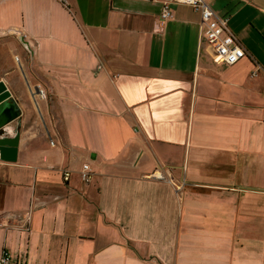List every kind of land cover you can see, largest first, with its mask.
<instances>
[{
    "label": "crops",
    "instance_id": "obj_1",
    "mask_svg": "<svg viewBox=\"0 0 264 264\" xmlns=\"http://www.w3.org/2000/svg\"><path fill=\"white\" fill-rule=\"evenodd\" d=\"M206 1L232 64L186 3L160 23L154 0H0L8 264H264V0Z\"/></svg>",
    "mask_w": 264,
    "mask_h": 264
},
{
    "label": "built area",
    "instance_id": "obj_2",
    "mask_svg": "<svg viewBox=\"0 0 264 264\" xmlns=\"http://www.w3.org/2000/svg\"><path fill=\"white\" fill-rule=\"evenodd\" d=\"M64 2V0H60ZM160 3L158 12V21L163 23L172 15L171 5L174 3H186L199 11L198 21V37L204 41L211 49L212 59L216 62L232 64L240 57L245 55V50L240 43L238 37L231 31L228 25V16L226 14L217 13L207 3L206 0H154ZM15 57V56H14ZM258 66L250 72L253 75ZM264 71V69H263ZM34 95L44 97L43 90L36 86ZM52 143V141H49ZM78 176L82 182L90 180L92 169L87 161H82L77 170ZM69 170L64 168L61 170L62 179H67ZM155 178L162 179L163 175L159 172L150 175ZM12 213H4L2 218L9 219ZM30 223V211L26 210L20 220H14L10 223L2 222L3 225H9L17 229L28 230ZM9 254L5 249L0 252V264H8Z\"/></svg>",
    "mask_w": 264,
    "mask_h": 264
},
{
    "label": "water",
    "instance_id": "obj_3",
    "mask_svg": "<svg viewBox=\"0 0 264 264\" xmlns=\"http://www.w3.org/2000/svg\"><path fill=\"white\" fill-rule=\"evenodd\" d=\"M9 98V91L5 88L4 83L0 80V114H5V116H7L6 119L0 121V124L16 114V112L12 114L9 113L10 107L12 105Z\"/></svg>",
    "mask_w": 264,
    "mask_h": 264
},
{
    "label": "rangeland",
    "instance_id": "obj_4",
    "mask_svg": "<svg viewBox=\"0 0 264 264\" xmlns=\"http://www.w3.org/2000/svg\"><path fill=\"white\" fill-rule=\"evenodd\" d=\"M0 8H3V3L0 4ZM3 32L6 33L7 31H3ZM26 36H27L26 33L23 32L22 33V37H23L24 40L27 41L26 38H28V37H26ZM13 59H14L15 64L18 65V56L16 55V57H14Z\"/></svg>",
    "mask_w": 264,
    "mask_h": 264
}]
</instances>
